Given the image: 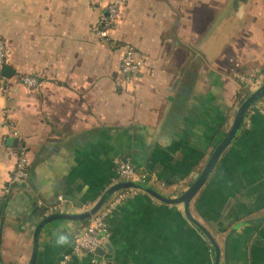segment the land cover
<instances>
[{"label": "crops", "instance_id": "0c3cea01", "mask_svg": "<svg viewBox=\"0 0 264 264\" xmlns=\"http://www.w3.org/2000/svg\"><path fill=\"white\" fill-rule=\"evenodd\" d=\"M111 1L0 0L14 72L0 78L2 264H29L34 231L59 212L50 207L60 197L61 212L80 213L129 182L117 180L120 161L154 173L143 183L163 196H182L231 129L241 100L264 83V0H124L103 42L93 27ZM120 40L146 60L132 82L121 71ZM21 75L43 86L29 87ZM22 146L29 180L17 185L11 177ZM189 210L219 245V264H264V115L253 114L247 127L243 121ZM87 222L46 223L36 264H58ZM108 227L104 262L87 255L66 264L215 263L212 240L183 202L141 189Z\"/></svg>", "mask_w": 264, "mask_h": 264}, {"label": "built area", "instance_id": "2783aa9c", "mask_svg": "<svg viewBox=\"0 0 264 264\" xmlns=\"http://www.w3.org/2000/svg\"><path fill=\"white\" fill-rule=\"evenodd\" d=\"M122 0L112 1L106 8L104 14L101 17V21L95 34L101 41H109L111 38L110 32H107V28L112 25L115 17L119 13L120 4ZM119 46L123 50L121 71L126 82H132L137 77L140 69L145 65L144 58L137 54L135 47L128 41L119 42ZM7 50L6 42L0 34V78L2 76V70L6 65ZM240 79L245 84L252 83L250 76H240ZM21 82L29 87L40 88L43 86L42 80L34 75H21ZM0 88L6 91V87L3 83L0 84ZM264 115V97L250 107L246 113L244 125L247 127L250 125L251 116L253 114ZM16 134V132H14ZM29 159L27 156L26 148L19 147L16 151L15 164L12 173V182L17 185H25L29 180ZM117 180H127L133 182H149L156 180V175L148 171H141L136 169L128 161H120L116 168ZM141 192L140 188L126 187L117 190L108 201L100 208V210L92 216L87 224L83 225L74 233V246L71 251L66 252L60 258L58 264H66L74 258H80L82 256H90L92 263H102L105 261L103 256L96 253V249L103 247L107 242L110 231L108 227V220L112 213L118 208V206L126 199L131 198ZM63 198L60 197L59 201L50 207V210L62 211Z\"/></svg>", "mask_w": 264, "mask_h": 264}, {"label": "water", "instance_id": "95a60500", "mask_svg": "<svg viewBox=\"0 0 264 264\" xmlns=\"http://www.w3.org/2000/svg\"><path fill=\"white\" fill-rule=\"evenodd\" d=\"M2 73L5 76H9V77L14 74L13 70H11V67H9L8 65L4 66ZM263 97H264V83H262L256 90L250 92L248 94V96L244 99V101L240 104V106L236 112V115H235L231 129L229 130V132L227 133L225 138L221 141V143L215 149V151L212 155V158L209 161L206 168L204 169V171L202 173L196 175V181L190 186V188L182 196H179L177 198H169V197L163 196L157 190H155L154 188L144 184L143 182L129 181V182H120V183L114 184L112 187H110L104 193V195L99 199V201L92 208H90L84 212H80V213L56 212V213H53V214L46 216L37 225V227L34 231L33 253H32L29 264H36V262H37V256H38V250H39V236H40V232H41L43 226L46 223H49V222L54 221V220H63V219L75 220V221H87L100 210V208L105 204L108 197L114 191L121 189V188H126V187L140 188L143 191H146L147 193L151 194L152 196H154V197H156V198H158L164 202H168V203H181V202H183L185 204L186 214L188 215V217L191 220H193L195 223H197V225L206 233V235L210 238V240H212V242L215 246V250H216V256H215V263L214 264H219L220 259H221L220 247L216 243V241L214 240L212 235L201 224L196 222L194 220V218H192V215L190 214V210H189V202H190L191 198L196 194V192L200 189L202 184L206 181L208 175L211 172L213 165L215 164V161L217 160V158L219 157L221 152L226 148V146L230 142L233 141V139L236 137L237 133L240 131V129L243 125L244 117H245L248 109L250 107H252L257 101L261 100ZM227 242H228V240H227ZM104 246L106 248L110 249L109 243L105 244ZM104 251H105V249L103 247H99L96 249L97 254H102ZM226 262L228 264L227 260H226ZM0 263L2 264L1 261H0Z\"/></svg>", "mask_w": 264, "mask_h": 264}, {"label": "rangeland", "instance_id": "374dc122", "mask_svg": "<svg viewBox=\"0 0 264 264\" xmlns=\"http://www.w3.org/2000/svg\"><path fill=\"white\" fill-rule=\"evenodd\" d=\"M112 1H114V0H112ZM112 1H111V2H112ZM111 2H109V3L106 5V8L108 7V5H109ZM123 3H124V0H122V2H121V4H120V9H121ZM120 9H119V13H118L117 16L115 17V19H114L112 25L109 26V27L107 28V32H111L112 29H114V28L116 27L117 22H118V19H119V17H120ZM102 15H103V14H102ZM101 17H102V16H101ZM100 21H101V18H100L99 22L96 23V24L94 25L93 30H94V28H97V27L99 26ZM94 32H96V31L94 30ZM121 41H125V40H120V42H121ZM128 42H129V41H128ZM131 44H132V43H131ZM132 45H133V44H132ZM133 46H134V45H133ZM135 50H136V49H135ZM144 61H146V60H144ZM145 65H146V62H145ZM145 65H144V66H145ZM144 66L140 69L139 73L137 74V76H136L137 78L140 76V74H141V72H142ZM239 75H240V74H239Z\"/></svg>", "mask_w": 264, "mask_h": 264}, {"label": "trees", "instance_id": "16d2710c", "mask_svg": "<svg viewBox=\"0 0 264 264\" xmlns=\"http://www.w3.org/2000/svg\"><path fill=\"white\" fill-rule=\"evenodd\" d=\"M247 96H248V93L246 94L245 98H246ZM245 98H243V100H241V103L244 101Z\"/></svg>", "mask_w": 264, "mask_h": 264}]
</instances>
